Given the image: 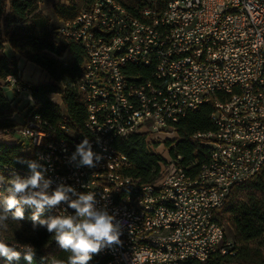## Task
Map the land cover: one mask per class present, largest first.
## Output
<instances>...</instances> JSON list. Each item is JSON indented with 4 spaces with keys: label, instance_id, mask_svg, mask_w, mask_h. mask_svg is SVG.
I'll use <instances>...</instances> for the list:
<instances>
[{
    "label": "built area",
    "instance_id": "built-area-1",
    "mask_svg": "<svg viewBox=\"0 0 264 264\" xmlns=\"http://www.w3.org/2000/svg\"><path fill=\"white\" fill-rule=\"evenodd\" d=\"M140 2L135 15L117 0H96L56 30L87 55L77 82L87 107L82 131L34 116L40 103L27 91L33 105L0 139L24 140V152L53 181L49 191L59 183L79 193L92 191L97 207L116 217L122 244L98 255L112 252L113 264L205 263L214 254L234 253L215 210L226 204L234 186L264 166V0ZM170 29H178L179 41H170ZM131 58L140 59V66L132 67ZM178 65H185V74H178ZM205 104L214 106L215 131L193 138L205 141L217 162L196 152L184 163L183 156L170 154L180 138L179 124ZM58 105L63 106L62 97ZM118 132L127 138L145 135L147 149L159 159L158 179L143 183L127 175L132 162L116 147ZM85 137L104 157L95 168L69 162ZM4 165L10 164L0 162V175ZM15 169L20 177L30 175ZM201 169H209V178H201ZM192 174H199V182H192ZM122 189H140V196H122ZM61 207L68 206L61 203L60 212ZM143 209H153L157 219L143 217ZM68 213L74 210L68 207ZM148 242H158V249H148Z\"/></svg>",
    "mask_w": 264,
    "mask_h": 264
},
{
    "label": "trees",
    "instance_id": "trees-1",
    "mask_svg": "<svg viewBox=\"0 0 264 264\" xmlns=\"http://www.w3.org/2000/svg\"><path fill=\"white\" fill-rule=\"evenodd\" d=\"M96 0H58L55 16L59 25L75 19L84 9L89 8ZM130 12L137 15L136 8L140 0H117ZM41 0H0V50L8 44L16 55L34 63L47 72L51 82L37 86L20 83L21 89L30 92L39 101L34 110L35 115L52 123L67 120L70 126L82 131L87 118L86 102L78 92L77 82L87 59L83 47L72 41L57 36L52 19L40 11ZM56 37L61 38L60 43ZM66 53L69 61L61 60ZM18 75V60L0 55V133L6 129L18 127L13 119L17 107L4 94L2 82L9 76ZM61 94L63 107L59 106L50 95ZM214 112L212 104H205L197 111L190 112L179 124V140L171 149L172 157L183 156V162L188 163L205 154L206 147L201 139L193 138L198 133L215 131L211 120ZM170 142H168V145ZM26 143L20 137L14 142L0 141V162L13 167L28 168L27 163L18 160L32 161V156L24 152ZM116 147L132 162L127 175L140 182L150 183L160 176L158 157L149 151L145 144V135L132 134L123 141H118ZM3 207V198H0ZM24 218L16 221L9 219L8 228L2 230L6 241L23 246L31 245L35 256L31 264H53L54 260H68L70 253L60 249L45 227L33 226L31 219L34 206L24 205ZM54 216L53 211L45 209L41 219ZM217 222L227 227L234 241L233 254L217 253L205 263L192 261L189 264H264L262 255L250 247L253 241L264 239V166L253 179L232 188L226 204L215 210ZM0 264H29L22 252L19 260L9 262L0 256ZM88 264H108V258L98 254L93 255Z\"/></svg>",
    "mask_w": 264,
    "mask_h": 264
},
{
    "label": "clouds",
    "instance_id": "clouds-1",
    "mask_svg": "<svg viewBox=\"0 0 264 264\" xmlns=\"http://www.w3.org/2000/svg\"><path fill=\"white\" fill-rule=\"evenodd\" d=\"M103 158L102 154L93 151L92 143L85 137L75 146L69 162L77 168H95ZM40 159L44 157L41 156ZM18 162L28 164L30 175H17L9 180L0 175V187L7 185L3 192H0V197L3 198V207H0V230H7L6 222L9 219L22 220L23 206L29 205L35 208L31 216L34 228L37 225L45 227L54 235L60 249L70 253L66 264H88L93 255L122 244V225L105 208L97 207L98 201L94 192L79 193L74 187L64 183H59L54 190L49 191L53 181L45 178L47 169L43 165L37 161L22 159ZM61 203L73 209L74 214L64 210L58 215L41 219V214L46 208L50 210ZM20 247L24 259L31 264L35 256L34 248L28 244ZM0 256L11 262L19 260L21 252L0 238ZM53 264H65V261L54 260Z\"/></svg>",
    "mask_w": 264,
    "mask_h": 264
},
{
    "label": "rangeland",
    "instance_id": "rangeland-1",
    "mask_svg": "<svg viewBox=\"0 0 264 264\" xmlns=\"http://www.w3.org/2000/svg\"><path fill=\"white\" fill-rule=\"evenodd\" d=\"M57 2L58 0H41L39 4L40 11H42L45 15L49 16L52 19L53 26L56 29L60 26L59 21L55 16V7ZM56 39L59 43L62 40L59 37H56ZM7 50H9V48L7 45H5L4 48L0 50V55H6ZM19 59L21 63L18 62V75L16 76L17 82H14L15 76L11 75V80L7 79L5 82H2V85L4 94L12 101L13 105L17 107L16 118L22 122L25 112L33 105V102H30L28 100V96H26L27 91L21 89L20 83H26L28 85L37 86L41 84H47V82L50 81V78L48 77V74L40 68H36L28 64V61L26 59H22L21 56L19 57ZM24 63L25 65H23ZM20 74L21 78H19ZM53 101H57V104L61 103V97L57 96ZM61 107L63 106L61 105ZM17 138H19L18 135H7L2 138V141L14 142ZM225 229L228 238L232 239V234L230 230L227 227H225ZM250 247L258 251L264 259V239L253 241L252 243H250Z\"/></svg>",
    "mask_w": 264,
    "mask_h": 264
},
{
    "label": "bare ground",
    "instance_id": "bare-ground-1",
    "mask_svg": "<svg viewBox=\"0 0 264 264\" xmlns=\"http://www.w3.org/2000/svg\"><path fill=\"white\" fill-rule=\"evenodd\" d=\"M170 41H179V31L178 29H170ZM131 66L132 67H139L140 66V59L138 58H131ZM178 74H185V65H178ZM36 108H34L35 110ZM36 111V110H35ZM34 116H38L35 115ZM61 123L65 124V126H70L67 120H61ZM127 139V133L125 132H118V141H123ZM201 139V138H195ZM202 140V139H201ZM2 141V139H0ZM204 147H206L205 141H202ZM206 159L210 162H217V153L215 151H208V147H206ZM20 176V170L15 169V167L10 165H4V172H2V176L5 179H12L15 176ZM201 178H209V169H201ZM192 182H199V174H192ZM0 188H5L0 187ZM122 196H140V189H122ZM1 198V197H0ZM54 215H58L60 210L58 207L51 209ZM67 210L68 207H61V211ZM143 217H150V219H157V212H154L153 209H143ZM0 238H3L2 230H0ZM6 241V239H4ZM18 245V244H15ZM148 249H158V242H148ZM20 251L22 254V249H16ZM103 257L108 258V264H113V253L112 252H103ZM194 261L203 262V259H194Z\"/></svg>",
    "mask_w": 264,
    "mask_h": 264
},
{
    "label": "crops",
    "instance_id": "crops-1",
    "mask_svg": "<svg viewBox=\"0 0 264 264\" xmlns=\"http://www.w3.org/2000/svg\"><path fill=\"white\" fill-rule=\"evenodd\" d=\"M5 45H7L8 46V48H9V50H7L6 51V56L9 58V59H12V58H16L17 60H18V62L19 63H21L20 62V59H19V55H16L14 52H13V50H12V48L8 45V44H5ZM67 56H68V58H67ZM22 59H24L23 57H21ZM67 58V59H66ZM63 59H66V60H64V61H69L70 60V55L68 54V53H66L65 55H64V57H63ZM28 64H30V65H32V66H34V67H36V68H40L39 66H37V65H35V64H33V63H31V62H28ZM23 65H25V63L23 64ZM41 70H43L42 68H40ZM45 72V71H44ZM45 73H47V72H45ZM48 74V73H47ZM48 77L50 78V76L48 75ZM51 82V78H50V81H48L47 83H50ZM17 113V112H16ZM16 113L14 114V116H13V119L20 125V123H22L23 122V119H22V122L21 121H19L17 118H16ZM23 118H24V116H23Z\"/></svg>",
    "mask_w": 264,
    "mask_h": 264
}]
</instances>
